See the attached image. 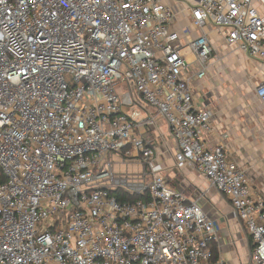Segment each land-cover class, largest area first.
Instances as JSON below:
<instances>
[{"label":"built area","instance_id":"1","mask_svg":"<svg viewBox=\"0 0 264 264\" xmlns=\"http://www.w3.org/2000/svg\"><path fill=\"white\" fill-rule=\"evenodd\" d=\"M187 3L200 33L181 43L162 0H0V264H225L203 195L160 172L168 138L264 264V199L223 141L206 145L214 113L191 86L220 59L209 29L264 65V0ZM128 163L142 170L115 171Z\"/></svg>","mask_w":264,"mask_h":264},{"label":"crops","instance_id":"2","mask_svg":"<svg viewBox=\"0 0 264 264\" xmlns=\"http://www.w3.org/2000/svg\"><path fill=\"white\" fill-rule=\"evenodd\" d=\"M162 1L176 11L177 17L171 28L179 34L181 43L200 33L190 24L187 0ZM208 33L220 59L211 62L203 77L191 80L194 100L214 113L211 129L205 138L206 145L213 147L223 141L227 157L245 170L254 192L264 199V105L255 91L264 80V65L233 47L223 45L214 30L209 29ZM234 62L239 63L237 69L240 67L237 77L228 75L236 70ZM161 127L166 128L164 121ZM156 131L153 130V134ZM167 140L164 147L168 156L174 143L170 138ZM171 166L172 170H169L168 165L162 163L160 170L171 187L181 189L189 197L197 193L203 195L204 209L214 221L219 238L216 245L218 257L225 264H251V237L226 197L193 167L177 170L174 162ZM179 171H183V176L175 183ZM187 187L197 192L188 194Z\"/></svg>","mask_w":264,"mask_h":264},{"label":"rangeland","instance_id":"3","mask_svg":"<svg viewBox=\"0 0 264 264\" xmlns=\"http://www.w3.org/2000/svg\"><path fill=\"white\" fill-rule=\"evenodd\" d=\"M233 64L236 67V70H233V71L228 72V75H230L232 77H237L236 75L237 74L238 75L240 74V67H239V69H237V66H239V63L234 62ZM117 92L120 93V94L122 93V86L119 85L117 87ZM165 149L166 148L164 147V144H162L160 142L157 144V155H158L159 164L161 165L162 163H165L169 167V168L168 167L167 168L169 170H172V166L171 165L173 163V158H172V156H171L170 153L168 154V156L165 155V151H166ZM114 169L117 172L131 174V173H137L140 170H142V165L139 164V163H128V164L116 165V166H114ZM162 171H164V170H162ZM182 176H183V171L177 172L176 173V178L177 179H176V182L175 183H177L178 181H180V179L182 178ZM187 188L188 189H186V191L188 192V194H194L195 192H197L195 190H191L190 187H187ZM179 190H181V189H179Z\"/></svg>","mask_w":264,"mask_h":264},{"label":"trees","instance_id":"4","mask_svg":"<svg viewBox=\"0 0 264 264\" xmlns=\"http://www.w3.org/2000/svg\"><path fill=\"white\" fill-rule=\"evenodd\" d=\"M251 241V238H250ZM251 248V245H250ZM218 258V250L215 245H213V259L216 260Z\"/></svg>","mask_w":264,"mask_h":264}]
</instances>
